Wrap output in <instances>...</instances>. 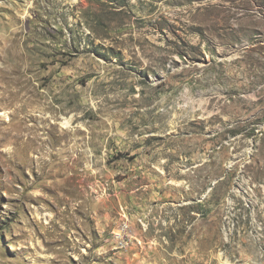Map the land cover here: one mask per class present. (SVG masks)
<instances>
[{"label":"rangeland","instance_id":"1","mask_svg":"<svg viewBox=\"0 0 264 264\" xmlns=\"http://www.w3.org/2000/svg\"><path fill=\"white\" fill-rule=\"evenodd\" d=\"M0 264H264V0H0Z\"/></svg>","mask_w":264,"mask_h":264}]
</instances>
